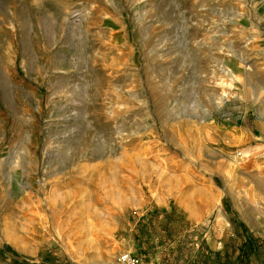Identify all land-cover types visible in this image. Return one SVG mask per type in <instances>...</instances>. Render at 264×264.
I'll use <instances>...</instances> for the list:
<instances>
[{
    "label": "rangeland",
    "instance_id": "374dc122",
    "mask_svg": "<svg viewBox=\"0 0 264 264\" xmlns=\"http://www.w3.org/2000/svg\"><path fill=\"white\" fill-rule=\"evenodd\" d=\"M121 251L264 264V0H0V264Z\"/></svg>",
    "mask_w": 264,
    "mask_h": 264
},
{
    "label": "built area",
    "instance_id": "2783aa9c",
    "mask_svg": "<svg viewBox=\"0 0 264 264\" xmlns=\"http://www.w3.org/2000/svg\"><path fill=\"white\" fill-rule=\"evenodd\" d=\"M116 259V264H152L149 261H143L139 256L130 251H121Z\"/></svg>",
    "mask_w": 264,
    "mask_h": 264
},
{
    "label": "bare ground",
    "instance_id": "6f19581e",
    "mask_svg": "<svg viewBox=\"0 0 264 264\" xmlns=\"http://www.w3.org/2000/svg\"><path fill=\"white\" fill-rule=\"evenodd\" d=\"M100 199V198H99ZM98 200V199H97ZM102 205V204H101ZM102 207V206H101ZM106 207V206H105ZM103 208V207H102ZM112 264H114V263H112Z\"/></svg>",
    "mask_w": 264,
    "mask_h": 264
}]
</instances>
